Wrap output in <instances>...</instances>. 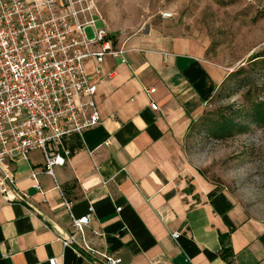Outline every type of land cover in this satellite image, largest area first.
<instances>
[{
	"label": "crops",
	"instance_id": "0c3cea01",
	"mask_svg": "<svg viewBox=\"0 0 264 264\" xmlns=\"http://www.w3.org/2000/svg\"><path fill=\"white\" fill-rule=\"evenodd\" d=\"M116 44L125 62L106 56L101 65L112 71L97 84L101 123L64 136V163L53 167L71 213L90 214L87 243L120 256V264H264V218L206 177L185 150L192 123L231 69L207 58L188 34L149 28L117 36ZM85 65L93 72L92 60ZM10 164L16 199L0 193V264H52L54 256L61 264H95L74 249L81 235L70 246L59 239L75 230L42 151Z\"/></svg>",
	"mask_w": 264,
	"mask_h": 264
},
{
	"label": "built area",
	"instance_id": "2783aa9c",
	"mask_svg": "<svg viewBox=\"0 0 264 264\" xmlns=\"http://www.w3.org/2000/svg\"><path fill=\"white\" fill-rule=\"evenodd\" d=\"M245 1L264 6V0ZM116 42L117 35L106 29L96 0H0V193L6 200L16 199L9 194L15 182L11 157L26 159L30 151L40 149L44 172L53 178L75 230L59 239L70 246L76 234L81 235L82 242L74 249L95 264H120L121 257L87 243L83 227L90 214L71 213L72 202L56 181L53 167L64 163L59 152L64 136L81 134L101 123L97 84L112 74L101 65L106 56L125 62L124 48ZM87 60L94 62L93 72L87 71ZM151 108L157 109V104L152 102ZM63 153L67 156L69 151L63 149ZM30 176L32 186L42 192L36 172ZM178 235L172 233L174 238ZM50 261L61 264L57 256Z\"/></svg>",
	"mask_w": 264,
	"mask_h": 264
},
{
	"label": "rangeland",
	"instance_id": "374dc122",
	"mask_svg": "<svg viewBox=\"0 0 264 264\" xmlns=\"http://www.w3.org/2000/svg\"><path fill=\"white\" fill-rule=\"evenodd\" d=\"M110 34L127 37L149 28L158 33L188 34L205 47L215 63L235 71L264 49V7L245 0H96ZM169 12V17L162 14ZM90 35V29H87ZM225 83V84H224ZM207 102L201 116L219 118L245 106V97L264 96V71L229 77ZM185 150L206 177L234 194L252 215L264 218V127L250 124L244 133L216 138L198 122L186 137Z\"/></svg>",
	"mask_w": 264,
	"mask_h": 264
},
{
	"label": "trees",
	"instance_id": "16d2710c",
	"mask_svg": "<svg viewBox=\"0 0 264 264\" xmlns=\"http://www.w3.org/2000/svg\"><path fill=\"white\" fill-rule=\"evenodd\" d=\"M258 15L264 17V9L259 11ZM247 64L250 70L264 71V49L258 52H253L248 58ZM249 69L240 66L235 71L228 73L220 85H222L229 77L236 76L241 72L249 71ZM245 102V106L237 108V110H232L230 114H222L217 119H209L200 116L192 123L190 129L200 122V124L203 125L212 136L216 138H224L244 133L247 131L250 124L264 127V96H257L255 98L246 96Z\"/></svg>",
	"mask_w": 264,
	"mask_h": 264
},
{
	"label": "water",
	"instance_id": "95a60500",
	"mask_svg": "<svg viewBox=\"0 0 264 264\" xmlns=\"http://www.w3.org/2000/svg\"><path fill=\"white\" fill-rule=\"evenodd\" d=\"M67 238V237H66Z\"/></svg>",
	"mask_w": 264,
	"mask_h": 264
}]
</instances>
